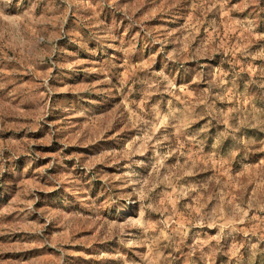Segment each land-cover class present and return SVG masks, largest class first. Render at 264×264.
Wrapping results in <instances>:
<instances>
[{
	"label": "rangeland",
	"instance_id": "obj_1",
	"mask_svg": "<svg viewBox=\"0 0 264 264\" xmlns=\"http://www.w3.org/2000/svg\"><path fill=\"white\" fill-rule=\"evenodd\" d=\"M0 264H264V0H0Z\"/></svg>",
	"mask_w": 264,
	"mask_h": 264
}]
</instances>
